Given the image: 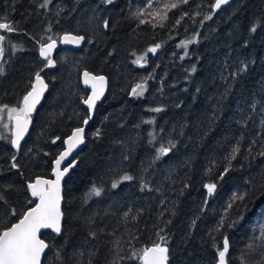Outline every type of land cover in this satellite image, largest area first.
<instances>
[{
  "label": "trees",
  "instance_id": "trees-1",
  "mask_svg": "<svg viewBox=\"0 0 264 264\" xmlns=\"http://www.w3.org/2000/svg\"><path fill=\"white\" fill-rule=\"evenodd\" d=\"M43 3L0 0V22L17 29L0 31V107H22L37 72L49 85L18 154L0 125V231L18 222L11 209L34 206L28 184L52 177L65 141L90 120L88 71L107 77L108 93L64 183L62 232L41 234L49 245L42 264H142L129 257L155 243L169 249L167 264H218L225 236L228 264H264V0L219 12L215 0ZM172 3L179 6L166 9ZM65 34L84 36L85 46L59 48L48 71L40 48ZM155 45L156 68L134 69L135 56ZM141 83L145 92L133 95ZM161 147L170 151L157 159Z\"/></svg>",
  "mask_w": 264,
  "mask_h": 264
},
{
  "label": "snow or ice",
  "instance_id": "snow-or-ice-1",
  "mask_svg": "<svg viewBox=\"0 0 264 264\" xmlns=\"http://www.w3.org/2000/svg\"><path fill=\"white\" fill-rule=\"evenodd\" d=\"M48 3H50V0H44V3L41 4V7H46ZM102 3L111 5L114 3V0H102ZM179 3L187 4L188 0H179ZM227 3H229V0H215L214 7L219 9L222 5ZM178 6V3H172L170 5H166L165 7L166 9L171 10L177 8ZM147 7H152L151 2H148ZM142 14V12L137 13V15ZM166 18V16L161 17V19ZM181 19H183V16H181ZM205 19H211V16H207ZM141 23H144V21H141ZM176 23L179 24L180 21L176 20ZM108 26V22L105 20L104 27L108 28ZM0 31L11 33L17 31V29L12 24L0 22ZM49 31H51V28H49ZM251 31L255 32L256 29L252 28ZM84 39V36L66 34L62 37V42L66 44L73 43L79 45ZM5 40L6 36L0 34V45H3ZM48 40L50 41L49 43L41 46L40 56L46 61L45 67H53L55 66V62L50 58V56L52 50L57 45V41L52 39V37H48ZM181 46H186V44ZM12 47L16 48V45H12ZM159 47L160 45L150 47L148 52L154 54ZM3 51L4 48L0 47V55L3 54ZM133 55H135V53H133ZM142 59L143 57H139L137 61H134V63H137ZM246 67L247 66H245V70ZM41 71H43V68ZM192 71L194 72L195 68H193ZM3 74V66H0V75ZM83 76L85 78L84 83L86 85H91L92 88V95L84 100V103L91 110L95 106V101L99 99L100 95L103 94L105 77L102 75H93L87 71L83 73ZM46 88L47 85L42 79L40 72H37L35 74V82L32 84L31 90L23 97L22 107L10 108L7 105L0 107V122L3 121V114L5 113V110H7V119L9 121H14L15 138L11 140V144L17 149H19L20 141L23 139L24 134L27 131L31 114L35 110V107L39 103L40 98ZM144 91V84L141 83L132 89V94L143 95ZM153 111L159 112L161 109L156 108L153 109ZM88 119H91V116H89ZM84 123L87 124L88 120L86 119ZM4 126L7 127L6 124ZM83 131V128L75 129L72 135L67 139V141H65V143L68 145L67 151L63 152L59 158L55 160L56 167L53 172L56 177L55 180H42L38 178L34 183L28 184V188L31 191V196L38 202L23 213H17L15 208L11 209V215L19 216V219L18 222L12 223L10 226L0 231V264H41L42 255L45 253V249L49 247V245L41 238V229H52V231L58 235L61 233V220L63 218V212L61 211V180L68 171L67 166L61 170V163L71 153L72 149L77 144L83 142ZM53 143H55V141H53ZM171 147H175V145H171ZM169 151L170 148L161 147L159 149L160 155L157 157V159H159L161 156L167 155ZM236 151H238V149ZM260 155H264V152H261ZM232 159H235V156H233ZM12 167L16 168L18 166L13 164ZM222 178L223 177H221V179ZM131 179L132 177L128 175L123 177V180ZM117 186V183L112 184L113 188H116ZM205 187L208 190V194L211 195L214 192L216 185L208 184ZM91 192L97 196L100 195V190L95 187L91 189ZM0 199H2V197H0ZM233 199L234 201L239 200L240 202H243L245 200V196L241 195L234 197ZM28 203L31 204L32 201L29 200ZM229 207L231 208L232 204H230ZM244 208L246 210L247 205H244ZM127 215L128 214L126 213L125 218H127ZM243 219V213L240 212L238 219L232 221L231 223L234 225L239 220ZM261 239H264V228L261 229ZM248 247L251 248L252 245L249 244ZM229 248V240L227 236H225L222 249L218 251V264H227ZM168 253L169 249L166 246L155 243L151 247H146L140 250L138 253L133 252L132 256L129 258H138L140 261H142V264H167L169 259Z\"/></svg>",
  "mask_w": 264,
  "mask_h": 264
},
{
  "label": "water",
  "instance_id": "water-1",
  "mask_svg": "<svg viewBox=\"0 0 264 264\" xmlns=\"http://www.w3.org/2000/svg\"><path fill=\"white\" fill-rule=\"evenodd\" d=\"M236 0H229V3H227V4H224V5H222L219 9H216L215 7H213V9H214V11L215 12H219V11H222L223 9H226V8H228V7H230L234 2H235ZM66 35V34H65ZM68 35H73V34H68ZM64 36V35H63ZM62 36V37H63ZM62 37H61V39H60V42H57V45H56V47L52 50V52H51V56H50V58L55 62V60H54V58H55V55H56V53H57V51L59 50V48H63V49H73V50H75V51H80L84 46H85V43H86V40L84 39L83 41H81V43L79 44V45H76V44H73V43H63L62 42ZM1 47H3L4 48V51H3V54L2 55H0V63L2 62V60H3V57H4V53H5V46H4V43H3V45H1ZM160 52H161V49L160 48H157V50H156V52L153 54L154 56H158L159 54H160ZM41 59L44 61V62H46L42 57H41ZM54 69H56V64H55V66H53V67H47V70H54ZM88 72V71H87ZM90 73V72H89ZM91 74H93V75H96V74H94V73H91ZM98 76V75H97ZM102 76H104V75H102ZM42 77V76H41ZM105 77V84H104V88H103V94L102 95H100V97H99V99H97L96 101H95V106H94V108H92L91 110L88 108V106L85 104V108H87L89 111H90V116H91V119L90 120H88V123L87 124H85L83 127H81V128H83V133H82V137H83V142L82 143H79V144H77L73 149H72V151H71V153L65 158V160L64 161H62V163H61V170H63L64 169V167H68V171L65 173V175L63 176V178H62V180H61V196H62V200H61V211L63 212V204H64V198H63V191H64V183L66 182V180L68 179V177L70 176V174L76 169V167H77V165H78V160H77V156L79 155V153L83 150V148L85 147V145H86V132H87V129H88V126H89V124H90V121L92 120V118H93V115H94V112L96 111V108H97V106H98V104H100V103H102V102H104L105 101V99H106V96H107V93H108V80H107V77L106 76H104ZM42 79L44 80V82H45V84L47 85V88L45 89V91L43 92V95L41 96V98H40V101H39V103L36 105V107H35V110L32 112V114H31V117H30V123L28 124V128H27V131L25 132V134H24V137H23V139L20 141V147H19V149H17V148H15L13 145H12V147H13V149H14V151L18 154L19 153V151H20V148L22 147V145L24 144V142L27 140V138H28V136H29V134H30V131H31V128H32V124H33V115L35 114V112L42 106V104H43V101H44V99H45V96H46V94L48 93V90H49V86H48V84L46 83V81H45V79L42 77ZM84 76H83V74H82V77H81V81H82V85H83V87H84V89H86V90H88L89 92H90V95L89 96H91L92 95V88H91V85H86L85 83H84ZM75 131V130H74ZM14 132H15V129H14V121H13V130H12V134H13V138L12 139H14L15 138V136H14ZM67 141V140H66ZM58 142V140H55V144ZM67 149H68V145L65 143V149L61 152V154L63 153V152H65V151H67ZM60 154V155H61ZM59 155V156H60ZM59 156L57 157V158H59ZM55 167H56V165H55V162H54V168H53V172H54V169H55ZM53 172H52V177L51 178H43V177H39V179H42V180H55L56 179V177H55V175L53 174ZM38 179V178H37ZM36 181V180H35ZM34 181V182H35ZM33 182V183H34ZM29 191H30V189H29ZM30 194H31V191H30ZM32 199L37 203L38 201L35 199V198H33L32 197ZM63 221H64V216H63V218H62V220H61V232H62V227H63ZM42 233H53V234H55V235H58L57 233H55L54 231H52V229H41V234ZM61 234V233H60ZM48 249H49V247L47 248V249H45V253L42 255V258H41V264H42V262H43V258H44V256L46 255V253L48 252ZM228 255H229V253H228ZM227 259H228V256H227ZM228 264V263H227Z\"/></svg>",
  "mask_w": 264,
  "mask_h": 264
},
{
  "label": "flooded vegetation",
  "instance_id": "flooded-vegetation-1",
  "mask_svg": "<svg viewBox=\"0 0 264 264\" xmlns=\"http://www.w3.org/2000/svg\"><path fill=\"white\" fill-rule=\"evenodd\" d=\"M161 54V52H160ZM154 56L151 52H146V53H143V54H139L137 56H135L134 58V61H137V59L139 57H143L142 60H139V62L137 63H134L133 61V66H136V70H141V71H144V70H147V69H153V68H156L157 64H158V59H159V56ZM55 59V58H54ZM46 63V62H45ZM55 70V69H54ZM48 71H52V70H48ZM43 73H40V75L43 77L42 75ZM99 76V75H98ZM44 78V77H43ZM46 81V80H45ZM35 81H33L34 83ZM32 83V84H33ZM47 83V82H46ZM49 86V85H48ZM16 97L18 98V95H16ZM17 100V99H16Z\"/></svg>",
  "mask_w": 264,
  "mask_h": 264
},
{
  "label": "rangeland",
  "instance_id": "rangeland-1",
  "mask_svg": "<svg viewBox=\"0 0 264 264\" xmlns=\"http://www.w3.org/2000/svg\"><path fill=\"white\" fill-rule=\"evenodd\" d=\"M43 61V60H42ZM44 62V61H43ZM46 70H47V67H46ZM145 88V87H144ZM145 92V91H144ZM143 92V93H144ZM137 96H142V95H137ZM8 107H13V106H8ZM17 108V107H16ZM7 125V127H5L4 125ZM0 125H1V128H2V133L1 134H4V135H8L10 134V129H11V125H12V121H9L7 119V110H5V113L3 114V121L0 122ZM1 137V135H0ZM1 140V138H0Z\"/></svg>",
  "mask_w": 264,
  "mask_h": 264
}]
</instances>
